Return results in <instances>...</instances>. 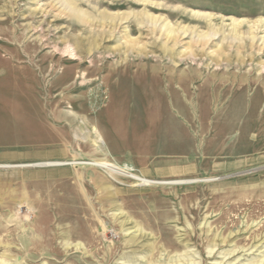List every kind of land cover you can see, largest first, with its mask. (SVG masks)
Wrapping results in <instances>:
<instances>
[{"label":"rangeland","instance_id":"374dc122","mask_svg":"<svg viewBox=\"0 0 264 264\" xmlns=\"http://www.w3.org/2000/svg\"><path fill=\"white\" fill-rule=\"evenodd\" d=\"M0 264H264V0H0Z\"/></svg>","mask_w":264,"mask_h":264},{"label":"bare ground","instance_id":"6f19581e","mask_svg":"<svg viewBox=\"0 0 264 264\" xmlns=\"http://www.w3.org/2000/svg\"><path fill=\"white\" fill-rule=\"evenodd\" d=\"M90 134V133H89ZM93 134L94 135H97V131L96 130H93ZM89 136V135H88ZM82 138V137H81ZM99 150V149H98ZM92 164V163H91ZM93 165L94 166H96V167H99V168H101V169H105V170H107V171H109V172H112V173H117V174H119V173H121L122 175H124V174H126V176H129V173H126V172H124L122 169H120V170H118L117 168H115L116 167V165H114V164H110V163H108V162H106V161H94L93 162ZM126 170V169H125ZM131 179H133L134 181H138V182H141V183H148V181L147 180H144V179H142V178H138V177H136V176H133V175H131Z\"/></svg>","mask_w":264,"mask_h":264}]
</instances>
